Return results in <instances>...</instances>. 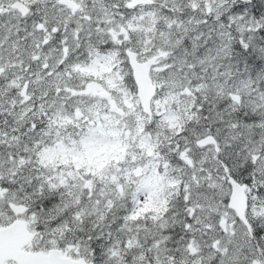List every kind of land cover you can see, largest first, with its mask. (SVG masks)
<instances>
[{"label":"snow or ice","instance_id":"6c2138e0","mask_svg":"<svg viewBox=\"0 0 264 264\" xmlns=\"http://www.w3.org/2000/svg\"><path fill=\"white\" fill-rule=\"evenodd\" d=\"M0 264H264V0H0Z\"/></svg>","mask_w":264,"mask_h":264}]
</instances>
